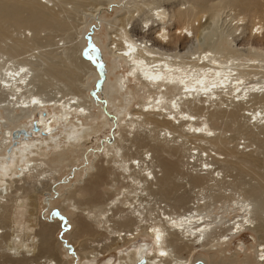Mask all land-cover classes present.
<instances>
[{
	"label": "bare ground",
	"instance_id": "6f19581e",
	"mask_svg": "<svg viewBox=\"0 0 264 264\" xmlns=\"http://www.w3.org/2000/svg\"><path fill=\"white\" fill-rule=\"evenodd\" d=\"M85 1L87 3L82 4L94 5L85 14L91 20L88 19L85 26L96 22L92 27L91 41L97 47H104V55L101 56H105L110 64L104 71L114 74L119 67L125 65L128 68L126 75L114 82L109 75L110 86L107 78L104 90L109 100L123 102L122 108L126 103L125 99H119V95L130 92L141 95L143 100L133 111L124 113L120 119L122 126L119 136L107 141L108 153L103 159L107 165L97 166L85 183L64 200L63 205L70 208L75 217L71 220L74 231H69L64 217L62 222L51 219L49 224L41 225L44 220L39 215L41 197L31 195L32 192L45 194L53 191L58 184L57 174L82 157L88 139L101 130V124L105 121L100 122V107L97 106L99 113H95L92 110L96 108L92 104L81 103L79 94L82 91L72 79L76 73L73 69L63 70L58 63L53 62V58L44 60V57L38 56L46 66V73H41L61 79L71 88L70 93L59 99H48L44 90L35 91L37 85L34 73L40 62L37 59L16 60L28 47V41L19 39L11 46L0 45V122L3 123L0 124V222L12 218L14 223L11 231L7 230V225L5 229L1 227L3 230L0 228V239L4 241L6 238L1 253L11 258H27L26 263L10 259L3 264H69V261L62 259L63 242L67 244L65 246L76 250L72 254H81L82 259L93 262L102 256L100 253L104 254L103 257L109 256L113 250L133 244L142 236H148L150 243L133 246L131 251L126 250L127 253L119 257L118 264H225L231 258L221 257L215 262L216 253L212 262L204 253L193 257L198 251L208 252L216 250V246L228 245L235 236L247 230L254 232L261 242L254 250L255 262L246 260L250 264H264V199L259 197L258 188H249L242 194L239 190L227 194L229 189L225 188L223 192V187H220L226 180L225 170L235 167L248 170L247 165H255L257 161L236 160L224 166L225 155L234 157L235 153L227 147L230 138L217 136L214 123L222 120V129L233 128L236 134L250 140L244 149L253 147L254 140L258 139L256 128L261 127L264 134V52L260 51L259 58L245 62L242 48L236 44L237 35L242 34L239 30L242 31L241 26L245 25L244 19L228 17L222 20L228 27L236 21L234 31L215 39L209 35L216 30L220 16H208L204 24L194 26L191 20L197 15L194 10L203 11L207 8L205 3L196 2L189 11H178L173 15L175 19L172 22L180 26L171 33L166 26V13L159 12L160 6L152 8L149 5L152 8L151 17L142 22L148 31L160 26L156 30L157 36L152 38L153 43L149 44L152 41L145 38L136 40L126 29L130 23L128 20L118 31L109 33L110 42L105 46L96 34L104 28L102 11L110 10L115 3L120 6L123 2V11L129 13L128 9L135 8L133 13L141 12L149 0H129L128 3V0ZM76 2V9L82 6L80 0ZM236 3L244 10H257L264 14V0H237ZM18 4L0 0V40L8 35L9 24L27 29L30 40L34 41L37 34L34 35L32 30L66 27L64 20H60L57 14L45 10L56 6V0H25L23 5ZM63 4L66 11L73 9L68 8L67 0ZM202 18L197 20L201 21ZM257 23L260 24V31L257 30L255 34L264 37L263 24L260 21ZM256 25L253 24L251 34ZM237 31L239 33L236 34ZM81 45H77L79 52L84 48ZM112 45H116L115 48ZM251 49L258 52L255 47ZM91 52H86L87 56L95 57ZM30 56H34L33 53ZM87 63L85 59L82 61V65L87 66ZM90 73L97 77L102 75L93 70H89ZM126 82H135L137 90L121 93L126 88ZM129 99L126 98V102ZM230 100L235 106L228 111ZM35 115L38 117L35 118ZM146 115L149 118L147 120L144 118ZM209 120L213 125L209 124ZM59 124L68 126L64 135L67 145L54 142L55 145L49 151L50 146L47 144L51 140L48 138L53 137L55 126ZM151 124L157 125L156 129L158 126L164 127H158V142L145 151L147 155L149 152L152 154L149 157L138 154L126 156L122 152L126 146L122 143ZM34 127L39 132L36 136L42 134L44 137L22 143L19 147L12 145L13 140H17L21 134L26 133L29 139L33 135L30 130H35ZM162 134L163 138L159 140ZM146 146L143 144L140 147L146 149ZM36 153L41 158H33L32 155ZM112 175L118 178L117 183L122 179L124 186L117 192L111 190V197L104 201L103 188L117 185L113 184L115 179L113 182L110 180L113 179L110 178ZM25 184H33V191H30L31 185L29 194L26 196V193H21L18 199L17 193ZM182 188L185 192L180 193ZM216 190H222L221 199L218 196L219 200L216 201L222 203L219 207L211 203L213 195L207 194ZM237 194L239 197H236ZM68 208H62L61 212L68 213ZM231 212L236 216L231 217ZM10 220L9 224L12 223ZM30 221H33V226ZM2 222L1 225L7 224L6 221ZM59 232L66 233L65 238L59 239ZM54 236L56 243L53 241ZM94 236L97 244L93 245L92 250L76 247L82 238L86 241ZM41 251L45 254L43 257L38 255ZM161 252L165 255H160ZM106 264H111V261Z\"/></svg>",
	"mask_w": 264,
	"mask_h": 264
},
{
	"label": "rangeland",
	"instance_id": "374dc122",
	"mask_svg": "<svg viewBox=\"0 0 264 264\" xmlns=\"http://www.w3.org/2000/svg\"><path fill=\"white\" fill-rule=\"evenodd\" d=\"M9 1H11V3L14 2V4L19 3L18 5H23L25 0H9ZM63 1L64 0H62V1L56 0V6L49 7V8L47 7V8H45V10H47L48 13H50V14H57L60 17V20H62V21L64 20L66 27L52 26V27H49L48 29L35 30L34 32L32 30V33L34 35L35 34L38 35V38L36 35V40L34 41L33 39L30 40L31 35L29 34V31L27 29H25L24 27H22V29H21V28L14 26V25L9 24L7 27L8 28V35L5 36L6 38H3L0 40V45L1 46H4V45L5 46H11L14 43V41L19 40V39L20 40L26 39L28 41V43H27L28 47H26L27 49L25 48L23 50V53L21 54L22 56L17 57L16 60H19V59L20 60L21 59L36 60L37 59L38 62H40V66L38 65L36 67L35 73H34V78L36 80V85H37V86H35V91L40 90V89H41V91L44 90L46 98H48V99H51V98L59 99V98L63 97L65 94H68L71 92V88L67 85L66 82L63 83L64 81H62L61 79L43 74V73H46L45 72L46 66L44 64H42L43 61L41 60V58L44 57V60H46L48 58L50 59V57H51V60L53 58V62L58 63L63 70H69V69L72 70L73 69L77 73V74L76 73L73 74L72 79L78 87L80 86V90L82 91L79 94L81 103L92 104V107L96 108V109L92 110L95 113H99V109L97 108V106L100 107V109H101V113H100L101 116L99 119H100V122L105 121L104 123L101 124V130L88 139L89 141L87 142V149L82 154V157H80L79 160L77 159L72 164V166L64 168L60 172L59 175L57 174V176H59V179L57 178L58 184L55 186V189L51 192L47 191L48 193L46 192L45 194H41L40 191L39 192L36 191L33 193L32 192L33 191V189H32L33 184H25L24 186H22L23 189L17 193L18 199H20L19 195H21V193L22 194L26 193V196H27L30 191L32 192L31 195H33V196L36 195V196L41 197V199H40V210H39L40 214L38 213L41 216V220L44 219L43 221H41V223H40L41 225L45 226V225L49 224L48 222H50L52 220H54V221L57 220V221L62 222L61 220L64 217L66 219L68 225H69V228H70L69 231H74L73 223H71V220L74 219L75 217H73V211L70 210V208H68L65 204L63 205L64 200L67 197L71 196V193L74 192L79 186H81V185H83V183H85L88 176L93 174L96 171L95 168L97 166H99L101 164H103L104 166L107 165L103 161V159L107 156V153H108L106 145L109 142H107V141H111L112 139L117 138L119 136L120 128L122 126L120 119L124 117L125 112L133 111L134 108L137 106V104L139 102H141L143 99H142L141 95L138 96V94L134 95V94H131L130 92H127L128 94H126L125 93L126 90H128V91L137 90L135 82H133V83L126 82L125 83L126 88L124 89V91H121V93H123V94L125 93V94H124V96L119 95V99H123V100L125 99V103L127 105L125 104L124 107L122 108L121 103L123 104V102H121L119 100H117V101L109 100V98H108V96L104 90V86H105L107 78L110 75L111 81L114 82L115 79L122 78L123 76H125L126 70L128 68L125 65L122 67H119V69H117V71L114 74L104 71L105 68L107 69V67L108 68L110 67L109 62L106 61L107 60L106 58H104L105 56L104 57L101 56V55H104V54H102V52L104 51V47H101V45H99L97 47L91 41V38L93 36V34L91 33L92 27L95 26L93 24L94 23L96 24V22L93 21V23L92 22L90 23L91 24L90 26H85L86 25L85 22L88 21V19H89V21H91L88 16H85V14H87L88 8L93 7L94 5L91 4V5L86 6L85 4H82V3H87V2L85 0H80L82 6H80L76 9L77 4H78L76 2V0H67L68 8L73 7V9L66 11V9H64L65 4H63ZM236 1L237 0H149L147 2L148 4L146 5L148 8L145 7V8H143V10L141 12H136V13L135 12L133 13V10L135 8L128 9L130 11L129 13H128V11H125V10L123 11L122 8L125 7L122 5L123 2L120 4V6L115 3L114 5L111 6L110 10L107 9V11H102V17H103V20L106 24L104 23V28H102L101 30H98V33L96 32V34L98 35V38H100L104 42L105 46H107L110 42L109 33L110 32L112 33L114 31H118V29H120V27L123 26V24H126L128 22V20H130V23L126 26V29L131 35L134 36V38L136 40H139L141 38H145L146 40L152 41V38L157 36L156 30H159L160 26H158V27L155 26L154 29H156V30L148 31V27L145 25V23H143L144 22L143 20H147V19H149L148 17H151L150 12H151V9L153 7L160 6L161 8L159 9V12L164 11L166 13V19L168 21V24L166 26H168V29L172 33V32H175V30L177 29V27L179 25V23H177L175 20L174 21L176 23L172 22L173 19H175L173 15H175V13H177L178 11L187 12L191 9V7L193 6L194 3L203 2L207 5V8L204 9L203 11L198 10V9L194 10V14L197 13V15H195V17H196L195 19H194V16L191 17V20L193 22V25L197 27L198 23L204 24L208 16L219 15L220 21L217 20V22H216L217 28L213 33H211L209 35L211 37H214L215 39L220 38L222 36V34L225 36L226 33L228 34V32L234 31L233 25H234V23H236V21L232 24L231 27H228L227 24L223 23L222 20H224L228 17L229 18L236 17V18H243L244 19L245 25L241 26V27H243L242 31L239 30L240 33L242 32V34L239 36L237 35L238 39L236 41L237 42L236 44L238 45V47L242 48V52L244 54L243 58H244L245 62L247 63V61L249 62L251 59L259 58L260 51L262 53L264 52V37H261L262 35L260 36V34L259 35L255 34L256 32L260 31L258 29L260 26V24L257 23L258 21H260L264 27V14H262L261 12H259L257 10H251V11L244 10L243 8H241L236 3ZM126 2L128 3L129 0ZM150 2H152V3H150ZM149 5L152 8L151 7L149 8ZM200 17H203L202 20L201 21L197 20ZM168 18H170L171 20ZM107 23H110L108 25L109 27H107ZM254 23H256L257 25L251 34L252 26ZM155 25H157V24H155ZM142 26L144 27V29H142ZM106 27L108 28V31L106 30ZM141 31H142V33H141ZM239 31H237L235 33L237 34V33H239ZM36 32H38V33H36ZM106 33H108L107 36H106ZM151 43H153V41L149 42V44H151ZM79 44L80 45L83 44L81 46H84V48H85V49L83 48L82 52H79V46H77ZM115 46L116 45H112L113 48H115ZM251 47H255L258 50V52L252 50ZM75 49H76V51H74ZM85 51L86 52L92 51L91 55L93 56V54H94L95 57L92 58L91 56L90 57L87 56V53ZM96 52H97V54H96ZM32 53L35 57L30 56V54H32ZM38 56H40V57L42 56V57L40 58ZM56 56H57V58H55ZM68 56L70 57V59L68 58ZM263 56H264V54H263ZM36 57H38V58H36ZM72 57H73V59H72ZM84 59H85L86 63L88 62L87 63L88 67L85 64L82 65V61H84ZM72 60H73V62H72ZM90 63L92 64L91 66L93 67V69H92V67H90ZM89 70L90 71L93 70L94 73L98 72L99 74H102V75H100L98 77L95 74L91 75V73L89 74ZM41 72H43V73H41ZM103 72H105L104 75H103ZM44 75L46 77H44ZM85 80H87V81H85ZM83 81H85L86 83ZM109 81H110V77H109V80L107 83L110 86ZM86 96L88 97V99L86 98ZM128 96L130 97V99ZM126 98L129 99L128 102H126ZM129 101H131V102L129 103ZM231 101L232 100H230L228 102V104H229L227 106L228 111L233 109L235 106V104L232 103ZM192 109H194V106H192ZM124 110H126V111H124ZM120 112H122V113L120 114ZM208 116H209V114H208ZM208 116H207V119H209ZM34 117L37 118L38 116L35 115ZM156 117L159 118V116H156ZM144 118H146V120L149 119L147 115L144 116ZM219 121L214 122L216 124L215 128H217L216 129L217 136H221L223 139L226 137L228 139L230 138L229 141H231V142H229L227 147H229L230 149H233L234 153H235V154L233 153L234 157L230 156V155H225L226 156V159H225L226 162H224L223 165L229 166V165H231L229 163H232L236 160H244V159H253V160L257 161L255 163V165L248 164L247 167L249 169L245 166V169H248L250 171L248 173H246L248 170H244V169H241L238 167L233 168V170H232V168L231 169L228 168L231 171L228 169H227L228 171L225 170V172H227L226 173L227 174L226 180L220 184L221 185L220 187H223L222 188L223 192H224L225 188L229 189L228 191H226L227 194H229V192L233 193L235 190L236 191L239 190L240 193L242 194V192L245 193L249 188H258L259 197L264 199V134L261 132L262 128L261 127L256 128V130H255V133L258 134V139L254 140L253 147H248L247 149L246 148L244 149V147L246 146V144H248V142L250 140H248V139L245 140V136H240V135L236 134L234 132L233 128L225 129V130L222 129L223 128V127H221L222 120H219ZM251 122L253 123L252 120H251ZM0 124L3 125L2 122H0ZM209 124L213 125V122H211L209 120ZM29 125H30V123H29ZM156 126H155V124H151V125H149V127L147 126L146 129H144V128L141 129L137 133V135H135L134 137H133V135H131L129 137L128 141L122 143L126 146V148H124L122 152L126 156H131V155L137 156L136 154H138L139 156L145 155V156L149 157L152 154V152H149V154L147 155L145 153V151H148V149H150V147L153 144H156L158 142L157 141L158 140V137H157L158 132L160 133V131H159L160 128L161 129L164 128L163 126H158L160 128L157 127V129H156L155 128ZM0 127H1V125H0ZM23 129H25V127ZM0 130H1V128H0ZM67 130H68L67 125L59 124V125L55 126V132L52 134L53 137H51V139L48 138L49 140H51L47 144L48 146H50L48 149L49 151L52 150V146H54L55 143L62 144V146L67 145L66 144L67 141L64 138V135L66 134L65 132ZM30 131L32 132L33 135L29 139H27L26 137H24L23 134H21L20 137L17 140H15L18 143L16 145H14V144H12V145L19 147L22 143L31 142L37 138L40 139V138L44 137V135H42V134H41L42 136L41 135L36 136L39 133L36 130H30ZM162 133L164 134V132H162ZM163 134L159 137V140H162ZM124 135H125V133L123 132V136ZM127 142H128V144H127ZM13 143H14V140H13ZM51 143H53V144H51ZM143 144L147 145L146 149L144 147H140ZM231 147H233V148H231ZM32 157L33 158H41V156L37 153L33 154ZM0 160L2 161V159H0ZM0 165H1V163H0ZM253 167H255V168H253ZM237 170H239V171H237ZM241 170H243V171L241 172ZM112 177H113V179H110L111 181L115 179V182L112 181L113 184L117 183L116 179H118V178L115 177L114 175L110 176V178H112ZM81 180H83V182H81ZM65 181H67L66 184H65ZM69 181H70V183H69ZM119 181H118L117 185L116 184L114 185V187L107 185L103 188L104 201H107L108 198L111 197V190L113 192L114 191L117 192L118 191L117 189H121V186H124L123 183L121 182L122 179H120ZM118 184H119V186H118ZM30 186H31V189H30ZM29 189H30V191H28ZM222 190L219 192L217 190L216 191H209L207 193L208 195H210V193H211V195H213L214 200L212 199L211 203L215 204V206L219 207L222 204L221 202L216 203V201L219 200L218 196L221 195ZM179 192L183 193V192H185V189L182 188L179 190ZM192 194L194 195V193H192ZM214 194H215V196H214ZM236 197H239V194H237ZM49 198H52V199L49 200ZM240 198H242V197H240ZM220 199H221V196H220ZM62 208H68L69 212H72V213L70 214L69 212L68 213L61 212ZM0 213H1V211H0ZM68 215H69V217H68ZM233 216H236V214L234 212H231V217H233ZM10 219L9 220L12 222L10 224H9V220H5L7 222V224L3 223L5 221H3V222L1 221L3 223V225H1V222H0V228L2 226L4 227L5 225H7L6 227L8 229L7 228L6 229L7 230L10 229V231H11L14 223H13V219L12 218H10ZM237 219L238 218L236 217L235 220H237ZM38 220H39V218H38ZM32 222L33 221H30L29 223H30V225L33 226L34 223H32ZM8 224H9V226H11V228L8 227ZM1 229L3 230V228H1ZM1 229H0V231H1ZM4 229H5V227H4ZM57 236L59 237V239H62L63 237L65 238L66 233L59 232V234H57ZM54 238H55V236H54ZM5 239L6 238H4V241H3V239L2 240L0 239V264H3L5 261H9L10 259L12 261H18V260L21 261L22 260V262L26 263L27 258H25V257L24 258H11L10 255H7L5 253H1L5 247V244H4V243H6ZM91 239L88 238L85 241V238H82L81 240L78 241V243L76 244V247L81 246L82 248H84L87 251L92 250L94 248L93 245L97 244V242L95 241L96 236L91 237ZM55 240H56V238L53 240L54 243H56ZM98 240H100V238H98ZM91 242H93V244ZM260 242H261V240L258 238V236L254 232L247 230L244 233H241L240 235L235 236L230 242L227 243L228 245H223L222 247L216 246V250H209L208 252L198 251V253L193 258H195L200 253H204L206 255V258H208V260L210 262H212L211 260H213V255L216 253L214 255V256H217L214 259L215 262H218L221 257H228V258H231L230 262L229 263L226 262L225 264H250L247 260L249 259L250 262H252V263L255 262L254 261V257H255L254 250H255V248H257V246ZM71 243L72 242H70V244ZM149 243H150V238L148 236H142L138 240L133 242V244H128L126 247H123L122 249H119V250H113L112 253L109 254V256L103 257L104 254L100 253L102 255L100 258H98L96 261L88 262L87 260L82 259L83 256L81 254L80 255L74 254V253L72 254V251L74 252L76 250H74L73 248L71 249V248L65 246L67 244H65V242H63L61 244L62 249H63L62 259L65 261H69L68 262L69 264H106V262H108V261H111V264H118L119 257L121 255H123L126 250L130 249L129 251H131V249H133L132 248L133 246H139V244H142V246H143V244L147 245ZM83 244H84V246H83ZM88 245H92V247L88 246ZM86 246H88V247L85 248ZM220 250L221 251L223 250V251L221 252ZM69 251H71V253ZM217 252H219V253L221 252L220 253L221 255ZM125 253H127V252H125ZM38 255L40 257H43L45 254L42 253V251H41V253H38ZM232 257H234V258H232ZM24 259H25V261H23ZM259 259H260V257H259ZM246 262H248V263H246ZM11 264H14V263H11ZM17 264H19V263H17ZM254 264H256V263H254Z\"/></svg>",
	"mask_w": 264,
	"mask_h": 264
},
{
	"label": "water",
	"instance_id": "95a60500",
	"mask_svg": "<svg viewBox=\"0 0 264 264\" xmlns=\"http://www.w3.org/2000/svg\"><path fill=\"white\" fill-rule=\"evenodd\" d=\"M2 15H4L5 16V14H4V11H2ZM34 129L36 130V131H38L37 130V127H34ZM15 137H17V134H16V136ZM24 137H26V133H24ZM18 142L17 141H14V145H16ZM9 150H11V148L9 149Z\"/></svg>",
	"mask_w": 264,
	"mask_h": 264
},
{
	"label": "snow or ice",
	"instance_id": "6c2138e0",
	"mask_svg": "<svg viewBox=\"0 0 264 264\" xmlns=\"http://www.w3.org/2000/svg\"><path fill=\"white\" fill-rule=\"evenodd\" d=\"M160 255H162V256H163V255H165V253H164V252H161V253H160Z\"/></svg>",
	"mask_w": 264,
	"mask_h": 264
}]
</instances>
